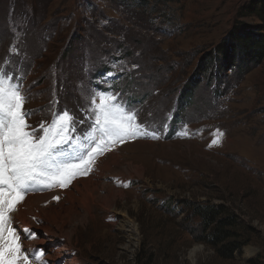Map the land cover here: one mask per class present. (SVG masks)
<instances>
[{
  "label": "rangeland",
  "instance_id": "374dc122",
  "mask_svg": "<svg viewBox=\"0 0 264 264\" xmlns=\"http://www.w3.org/2000/svg\"><path fill=\"white\" fill-rule=\"evenodd\" d=\"M256 1L0 0V61L18 50L12 66L35 113L30 125L65 109L83 119L89 95L110 87L162 135L98 158L118 155L114 170L132 165L143 176L122 187L116 209L93 208L71 240L80 264H264V57L221 78L210 63L219 46L222 61L237 48L235 28L259 30L247 9ZM217 129L223 136L209 147ZM198 206L234 222L228 232L240 248L230 258L208 243Z\"/></svg>",
  "mask_w": 264,
  "mask_h": 264
},
{
  "label": "snow or ice",
  "instance_id": "6c2138e0",
  "mask_svg": "<svg viewBox=\"0 0 264 264\" xmlns=\"http://www.w3.org/2000/svg\"><path fill=\"white\" fill-rule=\"evenodd\" d=\"M18 54L12 47L9 56L0 61V264H46L44 250L28 249L22 243L37 239L38 234L14 221L26 196L35 191L66 189L78 176L92 173L98 158L117 146L137 139L159 140L162 135L140 121L139 113L110 87L89 95L82 109L83 119L77 120L65 109L54 112L50 122L33 127L28 120L35 113L24 107L28 97L23 74L12 66L11 57ZM85 122L87 128L78 132L77 126ZM178 135L190 134L182 131ZM214 136L217 138L209 147L218 144L223 133L217 129ZM33 220L40 223L35 217Z\"/></svg>",
  "mask_w": 264,
  "mask_h": 264
},
{
  "label": "bare ground",
  "instance_id": "6f19581e",
  "mask_svg": "<svg viewBox=\"0 0 264 264\" xmlns=\"http://www.w3.org/2000/svg\"><path fill=\"white\" fill-rule=\"evenodd\" d=\"M118 160L119 156L114 155L109 161L97 165L94 176L75 179L66 190L55 188L29 193L14 214V221L20 228L34 230L38 238L22 240L23 246L44 250L43 261L46 264H49V260L63 258V264H80L73 253L71 240L79 228H84L93 218V208L106 211L116 209L117 202L126 198L122 190L123 184L128 183L131 177L143 176L142 170L132 165L114 170ZM54 196H59L60 199L56 201ZM33 217L40 223L37 224ZM47 240L62 244L50 250L44 246L39 247Z\"/></svg>",
  "mask_w": 264,
  "mask_h": 264
},
{
  "label": "trees",
  "instance_id": "16d2710c",
  "mask_svg": "<svg viewBox=\"0 0 264 264\" xmlns=\"http://www.w3.org/2000/svg\"><path fill=\"white\" fill-rule=\"evenodd\" d=\"M247 9L262 25H258L259 30L257 32L249 30L243 33V36L241 32L244 30L238 28L236 30L235 28L232 33V42L234 41L237 44V48L232 50V55L229 58H225L223 61L219 58L220 55H224V52H226L224 45L217 48V56L216 52H214V56H210V63L215 66L216 74L220 73L218 76L220 78L222 77L221 71L226 67H229L230 71L244 72L254 64H259L264 57V0H257L255 4L250 5ZM215 68L212 67V69ZM216 74L213 75L216 77ZM222 212V209L217 210L212 206H198L194 215L200 217L199 227L202 231L205 234L209 231L208 243L216 248L221 256L230 258L234 252L239 250L240 245L234 242L232 234L228 232V230L233 229L234 222L228 219L219 220ZM202 239V241L205 240V238Z\"/></svg>",
  "mask_w": 264,
  "mask_h": 264
}]
</instances>
